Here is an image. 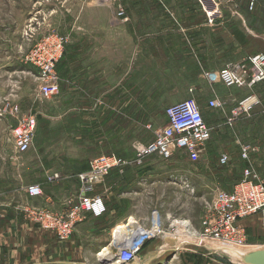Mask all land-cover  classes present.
<instances>
[{"label":"rangeland","instance_id":"rangeland-1","mask_svg":"<svg viewBox=\"0 0 264 264\" xmlns=\"http://www.w3.org/2000/svg\"><path fill=\"white\" fill-rule=\"evenodd\" d=\"M96 1L98 2V0H0V264H3L2 258L6 255L10 261L14 259L12 251H6L4 244H1L2 235L9 236L10 242L13 240L16 242L19 230L17 222L20 220L35 222L34 216L37 211L63 207L61 211L50 210L53 213H60L78 202L81 189L79 176L88 170L91 159L110 154L120 156L128 161V164L113 169L104 178L103 183L97 185L95 193L103 197L105 213L121 218L118 224H125L130 218L145 224L151 212L157 210L161 215L166 236L152 241L155 240L160 249L164 243L169 246L163 253L170 255L167 264H241L233 256L237 252L245 253L264 248L258 247L264 245L263 235L249 238L239 224L253 214L240 218L235 223V228L244 239L239 245L244 246L228 245V249L222 250L195 243L196 240L203 241L196 237L201 236L204 227L209 224L215 192L228 191L215 185V181H212L213 174L203 169L208 167L204 161L202 165L200 164L207 155L206 147L197 161H192L179 152L168 159L156 153L147 155L142 158L141 163H138L135 157L136 152L154 137V131L166 124V108L187 99L173 98L179 96L181 88L202 82L210 91L205 95L211 94L210 87L214 85L217 89L216 94L224 101V109L208 107L214 114L207 119L216 122L220 120L225 128L230 129H223V125L219 126L221 136L216 139L218 143L216 146L219 149L222 144L227 143L238 152L236 169H239L238 174L242 173V177L244 170L248 168L253 171L255 180L264 181L261 175L264 174V114L256 111L236 121L232 126L226 123V110L233 106L230 105L233 99L234 103L247 94L257 92L264 99V87L259 86L261 88L258 89V85L264 83L254 87L239 85L227 88L220 83L217 76L221 68L203 71L200 58L196 60L188 54L186 59H182L184 64L182 67H170L169 76L162 75V68L157 67L133 69L132 77L136 81L137 95L143 97L145 92L154 86L153 91L163 88V95L170 96V99L122 98L95 101L72 99L67 96L72 87L66 78L71 76V66L73 63L76 66L77 62H67L65 51L69 44L74 57L80 55L81 37L72 38L66 35L67 23L71 17L78 16L83 7L88 5L99 7L107 18V40L112 38V29L124 26L118 24L126 15L117 14L115 3L97 4ZM186 6L206 8L203 9L202 17V25L205 27H216L215 12H220L222 21L218 20L217 25L220 24L225 30L218 36L201 38L206 42L221 39L225 44L227 39L233 36L234 45L232 44L233 50L230 52L232 61L224 66L238 67L246 74L250 72L252 57L257 54L264 55V0H196V4L191 2ZM50 30L58 31L66 40L63 55L56 68L59 95L52 99H44L38 94L41 83L38 72L25 61V55L32 45ZM191 45L188 43L187 46L190 48L186 49L192 53ZM123 51L129 53V48H123ZM132 52L140 61L144 59V49L134 47ZM80 65L79 62V69H75L77 75H80ZM122 70L129 71L128 68ZM206 73L213 75V81L207 78ZM166 79L170 82L168 87L163 84ZM124 85L127 84H123V92ZM191 90L192 88L189 89L190 96H193ZM204 101L206 103L207 99ZM15 107L20 117L32 115L36 121L33 142L23 153L16 152L11 136V129L18 123L15 113L11 110ZM245 148L248 150L247 158L242 156ZM223 155L224 152L217 151L215 159L218 164L209 166L218 171L223 170L228 164L226 155V162L221 163ZM56 179L59 181L58 184L55 183ZM33 184L40 185L42 193L39 196H31L26 192V188ZM54 193L61 194V198L66 195V201L57 206V203L52 205L51 201L39 198ZM34 197L38 198L37 201H33ZM26 202H29V205L22 208ZM96 218L98 220L102 217H94ZM35 223L43 228L38 222ZM114 227L115 225H112L106 230V237L105 232L101 233L103 232L101 227H93L90 229L91 234L83 236L79 245L68 244L66 247L65 244L69 242L74 229L65 240L59 239L53 230L43 229L56 235L59 243L57 254L65 261L70 262L73 257H83L82 262L86 264L114 262L122 264L116 262L115 250L112 247L106 256L98 255L104 244L112 238ZM187 232H191V235ZM183 235H186V238ZM93 236L101 241L98 243L97 239L93 240ZM152 241H149L148 245ZM203 242L208 244L207 241ZM151 246H155V243ZM92 250H97L99 257L91 256L86 259V255ZM143 251L144 248L140 255ZM14 254L16 257L17 252ZM113 258L115 259L112 260Z\"/></svg>","mask_w":264,"mask_h":264},{"label":"crops","instance_id":"crops-1","mask_svg":"<svg viewBox=\"0 0 264 264\" xmlns=\"http://www.w3.org/2000/svg\"><path fill=\"white\" fill-rule=\"evenodd\" d=\"M191 2L196 4V0H121V5L123 7L125 5L124 15H126L127 19L120 21L118 24L124 26L112 29V38L108 40L106 37V14L100 11L99 7H90L89 5L88 7H83L82 12L78 16L73 15L70 22L67 23L66 35L72 38L75 36L81 37L80 55L78 54L74 57L73 52L70 50V45L67 44L66 46V61L77 62L76 66L74 63L72 64L71 76L66 78V81L72 87H70L71 90L69 88L70 91L67 92V96L84 101L116 100L122 98L128 100L136 98L149 100L170 99V96L163 95V88L153 91L154 86H152L150 91H146L143 97L137 95L138 93L135 91L136 81L132 77L133 69L138 67H157L162 68V75L169 76L170 67H182L184 65L182 59H186L188 54L196 60H199L198 57L200 58L201 62H199L203 71L227 67L224 65L232 61V54L230 52L233 50L232 44L234 45L233 36L227 39L225 44L221 42V39L206 42L201 38L202 36H218L225 30L220 24L217 25L218 20L222 21L220 12H215L217 17L216 27H205V25H202V17H204L203 9L205 10L206 8H202V6L187 7L186 5L191 4ZM96 3L98 4L97 1ZM188 43L192 44V53L186 49V47L190 48V46H187ZM126 47L129 48V53L123 51V48ZM134 47L144 49L145 55L142 61L137 59L136 54L132 52ZM79 62L81 64L80 75H77L75 74V69H79ZM123 68H128L129 71H123ZM106 69H109V71H106ZM164 82L163 84L166 87L170 85L168 79ZM106 84L108 85L106 86ZM123 84L128 85H124V92ZM259 86L264 87L261 84ZM261 87L258 89L260 90ZM191 88L193 97L198 103L201 101L199 104L202 107L204 119L207 126L211 129V140L206 143L205 153L207 155L205 154V159L200 164L202 165L204 161L206 166L208 165V167H203V169L213 174L214 178L212 181H215V185H219L228 191L232 190L242 177V173L241 175L238 174L239 169H236L238 152H235L234 148L227 143L222 144L218 149L216 139L221 136V131L218 128L223 124L220 120L217 122L216 120H211V122L207 119L208 116L214 113L206 106L204 101L215 95L218 96L216 94L217 89L212 85L210 87L212 90L211 94L209 96L205 95L206 93L209 94L210 91H208L206 85L200 82L187 88L182 87L179 96L173 98L183 99L191 97L189 91ZM257 93H254V95L262 103L256 106L251 114L256 111L264 114V99ZM232 103L230 105H233ZM222 128H225L224 125ZM225 129L230 130L228 128ZM217 151H220V153L224 152L229 161H227V166L220 171L209 166L210 164H218V161L215 159ZM261 175L264 177V174L261 173ZM55 183H59L58 179H56ZM55 195L54 193L51 196H40L39 198L51 201L52 205L57 203V206L63 204L67 199L66 195L62 198L61 194ZM37 199V197H34L33 201H37ZM27 205H29V202L24 203L22 208ZM62 209L63 207L50 208L52 211H61ZM101 217H98L99 219L97 220V218L94 219V217L89 215L84 221L78 223L65 247L68 244L71 246L79 245L83 240V236L91 234L90 229L93 227H101L103 229L101 233L105 232L106 237L107 229L112 227V225L119 226L122 224H118L121 218H116V215L112 216L109 213H105ZM17 224L19 230L16 242L15 240L10 242L9 236L2 235L1 244H4L3 246L6 251H12L14 256L12 261L9 260L7 255L4 256L2 258L3 264H86L82 262L83 257H73L72 260H69L70 262L61 259L62 256L59 257L57 254L59 243L52 231L45 230L30 220L23 219L17 222ZM239 224L244 228L249 238L261 237V235L264 238V211L243 219ZM113 233L114 231H112V235ZM92 239H97L98 243L101 241L94 236ZM112 240L113 236L104 245L109 244ZM154 241L151 244L155 243V246L148 245V243L145 245L144 251L140 255L139 264H145L149 259L150 264L168 263L170 259L169 253H163L169 249V246H166L164 243L160 249V245H157ZM258 247H264V245H258ZM16 252L17 256L15 257L14 253ZM97 254V250L89 251L86 259L91 258V256L98 258Z\"/></svg>","mask_w":264,"mask_h":264},{"label":"built area","instance_id":"built-area-1","mask_svg":"<svg viewBox=\"0 0 264 264\" xmlns=\"http://www.w3.org/2000/svg\"><path fill=\"white\" fill-rule=\"evenodd\" d=\"M98 2L115 3L117 14L124 15L125 11L121 0H98ZM65 40L58 31H47L25 55V61L38 72L41 81L38 94L44 99H52L59 95L60 88L56 68L63 55ZM251 64L250 72L246 73L247 75L245 71H241L235 66L221 68L217 73L220 83L227 88L239 85L254 87L264 83V55L253 56ZM206 76L210 81H213L214 77L211 73H206ZM260 103V99L254 93L236 100L233 106L226 111L227 125L232 126L241 118L250 116L253 109ZM206 106L224 109V101L215 95L207 100ZM11 110L18 120L17 125L11 129L12 140L16 152L23 153L30 148L33 142L36 127L35 117L32 115L20 117L16 107ZM165 114L166 124L154 131V137L136 152L135 160L141 163L144 156L155 153L168 159L179 152L186 155L188 159L197 161L211 137V131L205 122L201 105L191 96L168 106ZM242 156L247 158L248 150L246 148L243 149ZM226 160L225 155L220 159L221 163ZM126 164L128 161L116 154L94 157L89 161L88 170L79 176L81 189L78 202L60 213H53L50 210L37 211L34 221L43 228L53 230L59 239H67L76 224L84 221L89 215L100 217L105 213V201L100 194L95 193V188L98 184L103 183L104 178L113 169L121 168ZM26 192L31 196H39L42 190L39 184H33L26 188ZM262 211H264V181L255 180L253 171L246 168L242 179L231 191L217 190L215 192L213 211L209 217V224L204 227L202 235L215 241L242 244L244 239L235 228L236 221ZM145 224L130 218L125 224L123 223L122 228L117 229L112 249L115 250L114 255L119 263L128 264L139 261L140 253L149 241L165 238L166 233L159 211H152ZM116 226L114 229L117 228Z\"/></svg>","mask_w":264,"mask_h":264},{"label":"water","instance_id":"water-1","mask_svg":"<svg viewBox=\"0 0 264 264\" xmlns=\"http://www.w3.org/2000/svg\"><path fill=\"white\" fill-rule=\"evenodd\" d=\"M190 242H195V240H188ZM195 243H198L200 245H205L208 248H217L212 246L211 244H207L206 242L200 241V240H196ZM235 257V260L238 261L241 264H264V248L262 249H255L252 251H248L245 253H236L235 255H233ZM115 258H113L112 260H114ZM150 260V259H149ZM149 260L145 263V264H150ZM110 261V259H109Z\"/></svg>","mask_w":264,"mask_h":264},{"label":"bare ground","instance_id":"bare-ground-1","mask_svg":"<svg viewBox=\"0 0 264 264\" xmlns=\"http://www.w3.org/2000/svg\"><path fill=\"white\" fill-rule=\"evenodd\" d=\"M183 224H185V223H183ZM123 227V224H120L119 226H117V228H115L114 229V233H113V240L109 243V244H107V245H105L103 248H102V250H100L98 253V255L99 256H106L108 253H109V249L114 245V240H115V237H116V232L118 231L117 229H120V228H122ZM187 234H189V235H191V232H187ZM193 235V234H192ZM183 236H185V238H186V235H183ZM188 236V235H187ZM190 237V236H189ZM196 238H198V239H201V240H203V241H207L208 243H210L212 246H214V247H217V248H219V249H222V250H226V249H228L227 247H228V245H229V247H234V246H237V247H241V246H244V245H239V244H234V243H227V242H223V241H215V240H213V239H211V238H209V237H205V236H197ZM140 261V260H139ZM116 262L118 263V261H117V259H116ZM114 264H115V262H114ZM136 264H138V261L136 262Z\"/></svg>","mask_w":264,"mask_h":264}]
</instances>
